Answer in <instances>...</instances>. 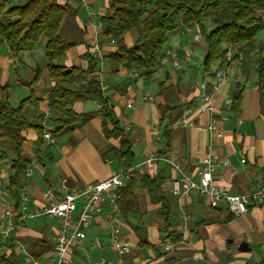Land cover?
<instances>
[{
    "label": "crops",
    "instance_id": "1",
    "mask_svg": "<svg viewBox=\"0 0 264 264\" xmlns=\"http://www.w3.org/2000/svg\"><path fill=\"white\" fill-rule=\"evenodd\" d=\"M7 1L9 7L28 2ZM58 3L69 4L77 11L76 17H66L60 29L61 36L75 44L68 52V67H86L81 57L89 50L94 54L99 51L102 57L115 49L110 39L101 36L100 18L107 13V0H58ZM203 24L207 31L212 27L209 19ZM136 40L135 31L125 32L124 41L128 47H132ZM46 44L47 39H43L32 52L14 53L7 45H3L0 51V84L10 86L9 104L17 108L33 95L39 102L36 107L26 106L24 113L52 137V141L45 139L40 144L36 129L30 128L22 134L26 140L25 153L31 161L28 170L32 171L31 176H25L23 180V186L28 189L29 210L46 205L45 192L63 180L70 187H83L111 177L123 166L117 153L120 142L105 138L99 117L72 133L53 137L52 130L60 115L49 107L54 81L47 72L50 62L46 57ZM231 49L233 60L227 64L226 80L212 100V112L205 110L204 97L211 95L220 63L215 64L209 73L205 71L207 46L199 26L173 32L162 56L168 60H160L150 75L143 71L128 72L125 68L115 72L110 62L101 60L103 90L113 107L115 120L133 141L135 165L141 164L149 153L160 154L164 150L158 107L168 105L178 107L168 122V128L181 117H186L188 122L174 130L169 128L172 138L166 156L177 159L188 175L200 178L197 174L202 160L211 156L222 162L214 173L215 184L220 190L231 195L248 194L263 184L264 115L257 68L260 56L264 55V30L256 37L255 51L250 55L242 54L240 46ZM188 52L190 60L186 58ZM175 60L180 63L178 68L173 66ZM38 67L42 69V79L29 88L25 83L32 81ZM239 93L242 95L241 105L232 111ZM71 107L79 114L101 109L100 104L90 101L76 102ZM212 123L222 128V136L210 132ZM14 148L12 140L0 137V173L2 189L6 192V202L0 199V220L8 207L15 209L8 192ZM110 151L116 152L106 156ZM224 161H229L230 165L225 167ZM141 174L162 177L159 195L167 206L166 211L162 210V203L152 204L150 196L139 184L136 193L140 212L129 214L127 218L122 216V238L127 252L120 256L114 250L106 221L109 209L105 208L103 217L87 229L84 248L73 252L75 264H99L103 256L111 260L109 264H166L167 259L179 261L190 257H202L211 264L264 263V200L252 203L247 214L234 216L228 213L225 204L212 209L205 199L194 195L179 199L172 190V183L179 174L169 165L161 163L152 172L142 166ZM79 210L80 207L77 214ZM134 226L146 231L149 243L155 248L139 245ZM57 227L55 219L40 217L27 222L10 236L9 239L16 241L22 264H26L24 250L32 254L34 248L39 250L45 246L50 251L38 259L42 264H52L50 252ZM173 230L183 235L182 242L175 244L165 240L166 232ZM7 240H0V257L7 253Z\"/></svg>",
    "mask_w": 264,
    "mask_h": 264
},
{
    "label": "trees",
    "instance_id": "2",
    "mask_svg": "<svg viewBox=\"0 0 264 264\" xmlns=\"http://www.w3.org/2000/svg\"><path fill=\"white\" fill-rule=\"evenodd\" d=\"M76 15L77 11L72 6L60 4L58 0H28L24 5L12 7H9L7 0H0V51L3 45H7L14 53L32 52L43 39H47L45 52L50 62L47 72L54 81L49 95V107L60 115L52 130L53 137L72 133L81 125L99 117L102 119L105 138L119 140V160L128 168L135 165L133 141L115 120L113 107L104 93L100 76L101 60L110 62L115 72L125 68L128 72L143 71L150 75L159 65L172 33L185 27L199 26L205 35L207 46L204 69L209 73L218 62L225 65L223 54L229 47L240 46V52L244 55L253 53L256 37L264 30V0H107V13L100 18L101 36L110 39V42L113 39L115 49L106 52L101 58L89 50L81 57L86 67H68V52L75 44L65 40L60 29L66 17L73 18ZM207 19L212 26L208 31L203 29V23ZM127 31L137 33V40L132 47H128L124 41ZM257 76L261 111L264 115V55L259 58ZM41 79L42 69L38 67L32 81L25 85L32 88ZM9 89V84H0V137L9 138L15 145V158L11 167L13 174L9 179L8 192L19 218L23 180L31 162L25 153L26 140L22 134L34 128L39 133L38 143L42 144L45 131L24 113L26 106L36 107L39 101L32 95L23 100L19 107L13 108L9 104ZM89 101L100 104V111L79 114L71 107L76 102ZM241 102L242 95L239 93L231 110L234 111L233 108L239 107ZM176 110L178 107L168 105L158 107L164 143L161 156H166L170 150L172 132L168 128V122ZM115 152L110 151L106 156ZM136 178L122 189L119 204L123 216L127 218L129 214L140 212L139 195L136 193L139 184L150 196L151 203H162V210L166 211L167 206L159 195L162 177L141 174ZM133 229L139 237L141 247H154L149 243L144 229L138 226ZM166 233L165 240L175 244L183 241V235L177 231ZM5 246L7 253L0 257V264H22L15 239H8ZM49 251V247L45 246L39 250L34 248L32 254L38 259ZM175 262L177 260L167 259L166 264Z\"/></svg>",
    "mask_w": 264,
    "mask_h": 264
},
{
    "label": "built area",
    "instance_id": "3",
    "mask_svg": "<svg viewBox=\"0 0 264 264\" xmlns=\"http://www.w3.org/2000/svg\"><path fill=\"white\" fill-rule=\"evenodd\" d=\"M86 1V0H85ZM111 44L115 45L114 40ZM96 56L101 57L99 51ZM226 60L225 65L215 72L217 82L212 87L211 95H205V110L212 112V100L218 93L221 83L226 80V65L233 60V52L231 47L227 48L223 54ZM190 53H186V58L190 60ZM168 57H163L161 62H166ZM173 66L178 68L179 61L175 60ZM188 119L181 117L177 121L172 122L169 128L176 129L180 125H186ZM211 133L220 137L223 135L222 128L212 123L209 126ZM45 139L52 141L51 133H45ZM159 140V138H158ZM229 161H224L225 167L229 166ZM169 165L179 174V178L172 183L173 194L179 199H184L189 195L203 198L207 201L212 209H218L225 204L229 214L234 216H243L248 213L249 207L254 202L264 200V182L255 190L248 194L231 195L220 190L215 184L214 173L221 166L222 162L217 161L211 156H207L202 160L201 168L198 172L200 178L188 175L179 165L177 159L169 156H161L159 153H149L145 160L131 168L122 166L111 177L95 183L87 184L83 187H70L66 180L59 185L49 188L44 197L46 205L36 206L32 210L28 209V189L23 186L21 191V211L18 218L16 209L8 207L2 219L0 220V240H7L10 236L18 231L24 224L34 221L40 217L53 218L58 222V227L54 234V246L50 252L52 264H75L73 252L83 249L87 238V229L93 226L99 219L103 217L104 209L108 208L109 212L106 221L110 230V237L114 250L118 255L122 256L127 252V246L122 238V230L124 221L119 201L122 198V189L140 173V168L144 166L148 171H154L159 164ZM31 170L26 171L25 176L30 177ZM0 199L6 202V192L2 189V175L0 173ZM80 207L79 213L76 211ZM186 219H189L186 216ZM24 258L26 264H42L30 252L24 250ZM111 260L107 257H101L99 264H109ZM111 263V262H110Z\"/></svg>",
    "mask_w": 264,
    "mask_h": 264
},
{
    "label": "water",
    "instance_id": "4",
    "mask_svg": "<svg viewBox=\"0 0 264 264\" xmlns=\"http://www.w3.org/2000/svg\"><path fill=\"white\" fill-rule=\"evenodd\" d=\"M173 264H211L202 257H190L183 260H179ZM264 264V263H263Z\"/></svg>",
    "mask_w": 264,
    "mask_h": 264
},
{
    "label": "rangeland",
    "instance_id": "5",
    "mask_svg": "<svg viewBox=\"0 0 264 264\" xmlns=\"http://www.w3.org/2000/svg\"><path fill=\"white\" fill-rule=\"evenodd\" d=\"M46 40V39H45ZM42 218V217H41Z\"/></svg>",
    "mask_w": 264,
    "mask_h": 264
}]
</instances>
